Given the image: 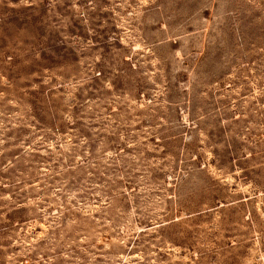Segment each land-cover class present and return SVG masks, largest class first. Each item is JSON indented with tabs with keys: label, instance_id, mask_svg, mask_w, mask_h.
I'll list each match as a JSON object with an SVG mask.
<instances>
[{
	"label": "rangeland",
	"instance_id": "obj_1",
	"mask_svg": "<svg viewBox=\"0 0 264 264\" xmlns=\"http://www.w3.org/2000/svg\"><path fill=\"white\" fill-rule=\"evenodd\" d=\"M0 264H264V0H0Z\"/></svg>",
	"mask_w": 264,
	"mask_h": 264
}]
</instances>
